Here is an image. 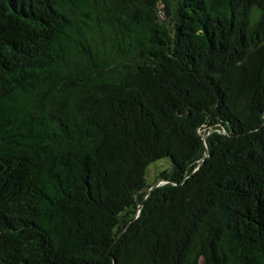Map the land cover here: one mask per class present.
Returning a JSON list of instances; mask_svg holds the SVG:
<instances>
[{"label": "trees", "instance_id": "trees-1", "mask_svg": "<svg viewBox=\"0 0 264 264\" xmlns=\"http://www.w3.org/2000/svg\"><path fill=\"white\" fill-rule=\"evenodd\" d=\"M200 262L264 264V0H0V264Z\"/></svg>", "mask_w": 264, "mask_h": 264}, {"label": "rangeland", "instance_id": "rangeland-1", "mask_svg": "<svg viewBox=\"0 0 264 264\" xmlns=\"http://www.w3.org/2000/svg\"><path fill=\"white\" fill-rule=\"evenodd\" d=\"M170 163L167 159H160L155 161L150 165L147 171V182L152 184L157 178V175L160 171L169 169ZM157 183L163 184V180H159ZM139 212V211H138ZM200 264H204L203 262H200Z\"/></svg>", "mask_w": 264, "mask_h": 264}, {"label": "water", "instance_id": "water-1", "mask_svg": "<svg viewBox=\"0 0 264 264\" xmlns=\"http://www.w3.org/2000/svg\"><path fill=\"white\" fill-rule=\"evenodd\" d=\"M205 153H206V156H208V150H207V148H206V150H205ZM158 185H159V183L154 184V185L151 187V189H152V188H155V187L158 186Z\"/></svg>", "mask_w": 264, "mask_h": 264}]
</instances>
